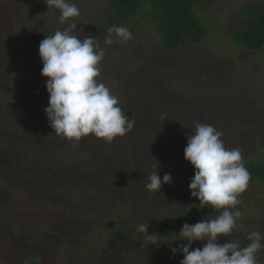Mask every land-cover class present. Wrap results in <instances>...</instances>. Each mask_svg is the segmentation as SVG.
<instances>
[{
    "label": "rangeland",
    "instance_id": "374dc122",
    "mask_svg": "<svg viewBox=\"0 0 264 264\" xmlns=\"http://www.w3.org/2000/svg\"><path fill=\"white\" fill-rule=\"evenodd\" d=\"M71 2L81 15L62 25L60 10L49 11L45 0H0V264H180L174 241L150 246L138 228L103 224L124 205L121 216L154 217L187 201L184 175L195 169L182 153L197 121L222 131L225 146L242 149L244 159L264 157V49L242 48L225 31L241 0L203 9V43L177 54L162 47L149 16L131 20L138 33L106 47L97 79L135 118L132 131L111 143L93 134L70 141L55 134L44 111L49 78L41 74L39 45L72 20L78 38L91 37L87 30L106 0ZM158 164L161 178L170 173L173 182L149 192L145 184ZM243 208L249 217L240 222L249 228L253 209ZM88 220L95 223L85 227ZM94 229L101 231L94 239L82 234Z\"/></svg>",
    "mask_w": 264,
    "mask_h": 264
},
{
    "label": "clouds",
    "instance_id": "9594fccd",
    "mask_svg": "<svg viewBox=\"0 0 264 264\" xmlns=\"http://www.w3.org/2000/svg\"><path fill=\"white\" fill-rule=\"evenodd\" d=\"M49 11L60 10L59 23L81 15L76 3L71 0H45ZM75 20L63 30H56L40 42L39 54L43 67L41 74L49 79L46 89L49 105L44 109L49 125L58 136L70 141H80L93 134L111 143L117 137L131 132L135 118L122 110L119 98L111 88L97 78L101 75V62L106 51L96 38H78ZM132 32L125 26L113 25L108 29L105 43H126ZM223 132L213 125L195 122V132L187 136L185 159L194 166L195 174L190 179L191 196L199 199V207L211 205L223 211L213 219H202L195 224L185 222L170 240L158 233L149 232V224H140L138 231L145 233L144 243L158 247L171 244L173 255L183 253L180 264H258L257 253L264 248V234L252 231L250 243L241 246L239 241L218 243L221 235H230L237 228L242 213L236 207L239 196L246 191L251 174L245 166L242 149L227 148L221 139ZM173 182L170 173L161 178L159 164L145 184L149 192H160L163 184ZM196 241H206L203 247L192 249Z\"/></svg>",
    "mask_w": 264,
    "mask_h": 264
},
{
    "label": "trees",
    "instance_id": "16d2710c",
    "mask_svg": "<svg viewBox=\"0 0 264 264\" xmlns=\"http://www.w3.org/2000/svg\"><path fill=\"white\" fill-rule=\"evenodd\" d=\"M241 1L232 15H230L231 18L227 22L225 31L230 34L232 41L242 48L251 51L264 49V0ZM216 2L217 0H106L87 31L91 37L96 38L98 43L100 42L99 44L103 46L102 48L107 53L109 49L106 47L121 45L119 42L106 43L107 45H104L110 27L113 25L125 26L131 32L138 33L135 26L131 29L128 27L129 21L140 22V19H147L149 16L153 30L156 33L155 35L159 38L162 47L170 53L177 54L186 44L200 45L203 43L207 29L200 12L207 7L215 5ZM145 7L148 8L147 11L144 9ZM137 60L135 59L134 65L137 64L135 63ZM15 64L16 62H13L12 66H15ZM4 66L6 67V63ZM5 67L2 68V63H0L1 74ZM182 154L184 155V153ZM243 160L251 174V180L246 191L239 196L241 203L236 207L242 213L241 218H245L249 216H247V212L244 213L243 205L250 206L253 209L255 220H252L253 225L251 227L245 228L243 223L240 222L241 218L238 219V226L230 235L220 236L217 241L220 244L234 240L239 241L243 247L250 243L247 239L250 232L258 231L264 234V157L261 160L244 158ZM194 174L195 170H191L184 175L186 188L189 190L190 179ZM5 176L6 180H9L6 174ZM0 177H3V174ZM199 203L198 198L190 196L187 201L183 204H177L169 213L159 214L154 217L141 214V216L135 218H130L128 214L121 216L123 211H128V207L124 205L118 210V215L115 214L103 225H105L106 229H113L119 226L138 228L143 223L145 225L149 224V230H162L172 236L174 232H179L185 222L195 224L204 218L213 219L223 211V209L217 210L211 205H205L200 208L198 206ZM94 214V211L90 212L91 217H95ZM91 223L95 222L88 220L85 227H88V224ZM99 232H101L100 229H97V231L94 229L91 236H89L90 232L86 231L82 234L94 239ZM128 233L131 234L130 232ZM33 239H36L34 234L29 241ZM174 243L177 246L179 242L174 241ZM205 243L206 241H196L190 250H194L196 247L202 248ZM259 253L264 254V248L259 250L257 256ZM31 264H39V261L34 258L31 260Z\"/></svg>",
    "mask_w": 264,
    "mask_h": 264
}]
</instances>
